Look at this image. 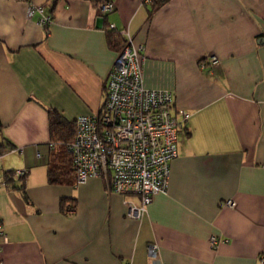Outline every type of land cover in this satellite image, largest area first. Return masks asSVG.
<instances>
[{"label": "crops", "instance_id": "1", "mask_svg": "<svg viewBox=\"0 0 264 264\" xmlns=\"http://www.w3.org/2000/svg\"><path fill=\"white\" fill-rule=\"evenodd\" d=\"M29 5L52 15L47 31ZM112 26L143 48L145 86L191 114L168 191L141 219L126 204L140 198L103 178L49 182L48 110L99 113ZM0 39V264H264V0H0ZM211 56L219 65L202 70Z\"/></svg>", "mask_w": 264, "mask_h": 264}, {"label": "built area", "instance_id": "2", "mask_svg": "<svg viewBox=\"0 0 264 264\" xmlns=\"http://www.w3.org/2000/svg\"><path fill=\"white\" fill-rule=\"evenodd\" d=\"M155 0H144L152 6ZM113 3L103 6V13L114 10ZM40 14L39 25L48 30L53 17L43 7L29 5L28 16ZM112 29L116 28L114 26ZM127 42L109 74L99 113L76 120L77 132L68 145L78 184L91 178H103L111 191L122 196H137L140 205L127 202V216L141 219L156 195L168 191L170 164L178 153L179 134L191 114L175 109V98L167 90L148 89L144 84L143 48L138 47L128 30L118 31ZM217 56L205 59L200 68L218 66ZM55 148V144L51 145ZM27 171H15L12 179L20 181ZM4 185L0 177V186ZM226 206L234 207L233 201ZM70 214L74 213L69 211ZM212 243L217 245L218 239ZM160 247L149 246V255L157 259ZM128 264V263H127Z\"/></svg>", "mask_w": 264, "mask_h": 264}, {"label": "trees", "instance_id": "3", "mask_svg": "<svg viewBox=\"0 0 264 264\" xmlns=\"http://www.w3.org/2000/svg\"><path fill=\"white\" fill-rule=\"evenodd\" d=\"M94 5L99 6L103 4L104 0H91ZM155 0L152 7L156 6ZM108 44L111 49L121 53L127 42L119 35L118 30L110 29L108 32ZM1 42V39H0ZM49 121H50V132L52 138V144H55V148H53V152L51 155V161L49 164V182L51 184H63L69 183L71 186L78 185L75 175V170L73 168V159L68 151V145L74 140L76 135V120H68L66 119L61 112H59L55 108H49ZM2 129V124L0 121V131ZM3 148L0 147V155H2ZM14 173V172H13ZM13 173H10L8 176L10 181L13 183H21L26 179L27 175L23 177L20 181H14L12 179ZM71 207L70 211L75 212L77 208V200L76 199H66L63 198L61 201V207L63 212H65L66 208Z\"/></svg>", "mask_w": 264, "mask_h": 264}]
</instances>
